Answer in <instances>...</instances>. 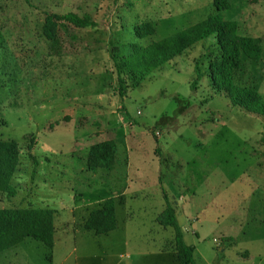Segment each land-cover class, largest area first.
Returning <instances> with one entry per match:
<instances>
[{"label":"rangeland","instance_id":"374dc122","mask_svg":"<svg viewBox=\"0 0 264 264\" xmlns=\"http://www.w3.org/2000/svg\"><path fill=\"white\" fill-rule=\"evenodd\" d=\"M212 1L0 0V140L19 148L15 194L0 193V208L54 210L52 249L26 238L0 252V264H179L174 229L155 221L167 204L195 264H264V116L232 106L206 72L190 87L195 63L204 70L218 56L215 36L144 79L119 72L117 90L113 59L205 18ZM227 1L223 18L261 47L258 60L241 57L235 81L264 99V0ZM68 11L96 25L60 21L46 39L45 12ZM141 22L154 34L135 37ZM107 139L114 162L88 170L89 147ZM113 195L116 228H84Z\"/></svg>","mask_w":264,"mask_h":264},{"label":"trees","instance_id":"16d2710c","mask_svg":"<svg viewBox=\"0 0 264 264\" xmlns=\"http://www.w3.org/2000/svg\"><path fill=\"white\" fill-rule=\"evenodd\" d=\"M215 12L208 14L198 22L177 30L163 38L147 44L131 43L130 51L118 61H114L117 71L118 93L123 94L124 79L119 72L126 71L135 81L144 79L151 71L171 61L185 49L198 41L214 35L218 46V56L209 60L207 67L201 70L198 63L194 65L195 77L190 83L193 89L196 82L206 72L217 94L227 97L232 106L242 108L253 114L264 116L263 96L255 89L235 81V72L240 66L241 57L258 60L261 53L260 45L249 36L238 31L235 20L224 19L221 12L229 8L227 0L212 1ZM66 22L74 27L95 26L93 18L84 13L68 11L65 13L45 12L41 25L42 35L51 40L58 22ZM154 26L150 22H141L134 26V36L141 39L154 34ZM31 137L28 148L34 144ZM116 144L107 139L92 144L88 149L86 166L88 170L108 168L114 162ZM19 148L14 140H0V193L12 197L15 188L11 178L17 169ZM32 158V156L30 155ZM115 199L105 198L99 207L91 209L83 226L94 234H106L116 228ZM54 210L47 207H10L0 208V252L23 242L26 238L40 241L50 251L53 246ZM155 221L162 227L174 229V257L179 264H195L193 246L183 240V231L176 220L170 205L159 212ZM165 249L166 245H162ZM49 260V255L46 256Z\"/></svg>","mask_w":264,"mask_h":264},{"label":"crops","instance_id":"0c3cea01","mask_svg":"<svg viewBox=\"0 0 264 264\" xmlns=\"http://www.w3.org/2000/svg\"><path fill=\"white\" fill-rule=\"evenodd\" d=\"M129 189H130V187H129ZM122 192V191H121ZM121 192H116L117 194H120ZM127 193V192H126ZM134 196H137L136 194H134ZM112 197H114V195L112 196ZM100 256L102 257V259H104L105 257H107V256H109V254L107 253V251H100ZM50 260V259H49ZM115 264H121V262L119 261V260H117L116 259V262H115ZM127 264H130V263H128L127 262Z\"/></svg>","mask_w":264,"mask_h":264}]
</instances>
